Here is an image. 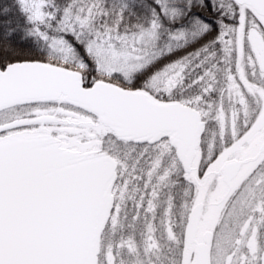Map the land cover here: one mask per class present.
<instances>
[{
    "label": "snow or ice",
    "instance_id": "obj_1",
    "mask_svg": "<svg viewBox=\"0 0 264 264\" xmlns=\"http://www.w3.org/2000/svg\"><path fill=\"white\" fill-rule=\"evenodd\" d=\"M0 264H264V0L0 5Z\"/></svg>",
    "mask_w": 264,
    "mask_h": 264
},
{
    "label": "trees",
    "instance_id": "obj_2",
    "mask_svg": "<svg viewBox=\"0 0 264 264\" xmlns=\"http://www.w3.org/2000/svg\"><path fill=\"white\" fill-rule=\"evenodd\" d=\"M11 0H0V5H3L5 3H10Z\"/></svg>",
    "mask_w": 264,
    "mask_h": 264
}]
</instances>
